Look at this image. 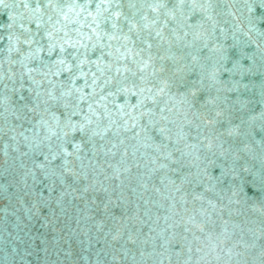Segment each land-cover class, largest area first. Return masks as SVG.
Here are the masks:
<instances>
[{
	"label": "snow or ice",
	"instance_id": "snow-or-ice-1",
	"mask_svg": "<svg viewBox=\"0 0 264 264\" xmlns=\"http://www.w3.org/2000/svg\"><path fill=\"white\" fill-rule=\"evenodd\" d=\"M214 2L14 0L16 7L26 11L9 17L11 23L7 27L18 28V32L0 37V41L8 40V52H15L18 57L12 65L19 64L22 69L19 87L11 66L7 75L13 84L11 91L18 96L12 101L19 105L21 113L16 119L26 118L28 113H35L33 119L39 117L34 128L40 131L31 140L27 136L24 139L29 141V152L42 160H33V168L22 161L20 168L25 169V177L31 176L35 182L34 169H39L44 179L50 181V192L58 191L52 202L67 216L72 202L84 199L90 190L106 192L104 181H119L117 186L123 185L121 177L130 174L133 166L141 167L139 163L130 166L129 156L135 158L141 147L152 148L155 155L150 163L159 164L149 171L166 173L171 169L177 173L176 179L167 174L160 179L163 193L160 188H153L169 201V215L165 219L171 223L164 231L172 230L171 238L165 237L161 245L164 252L158 255L163 256L170 245L178 249L177 257L187 253L190 260L193 251L202 253L206 264H211L208 257L220 260L223 255L232 256L235 245L226 247L231 240L228 226L237 214L232 206L240 204L243 192V186L235 183V165L221 168L220 175L213 176L208 167L201 168L197 163L202 152L205 159L209 158L208 153L217 158L230 154L223 142L218 143L224 135L217 127L223 123V113L209 107L215 100L209 95L197 108L192 99L204 90L196 88L195 83L203 85L205 78L200 77L197 82L189 78L197 71L199 53L208 48L206 30H202L205 23L213 21ZM0 6L8 7L4 0H0ZM211 27L215 30L216 24ZM201 41L204 43L198 47ZM4 76L0 72V88L6 89ZM208 79L215 82L217 72H212ZM3 100L0 96V108L4 106ZM149 131L156 135L150 136ZM236 134L233 130L227 132L228 136ZM131 141L136 143L130 145ZM129 147L134 151L130 152ZM117 156L119 160L114 164ZM239 158L233 156L234 161ZM185 159L190 161L189 165L183 163ZM174 165L196 167L199 171L181 176L180 168H173ZM242 171L253 175V184L264 192V162L259 174L248 167ZM137 182L147 188L143 176ZM98 184L101 188H97ZM3 191L6 187L0 184V192ZM111 203L109 199L108 204ZM108 204L104 206L105 212ZM34 207L26 211L31 213ZM79 211L81 216L76 223L79 226L83 222L87 228V222L94 219L88 214L91 209ZM94 226L98 231L102 228V224ZM109 235L118 242L123 232L117 228ZM128 240L136 243L130 234ZM140 255L143 257L144 253ZM259 256L264 264V248Z\"/></svg>",
	"mask_w": 264,
	"mask_h": 264
},
{
	"label": "water",
	"instance_id": "water-1",
	"mask_svg": "<svg viewBox=\"0 0 264 264\" xmlns=\"http://www.w3.org/2000/svg\"><path fill=\"white\" fill-rule=\"evenodd\" d=\"M4 2L8 7L0 6V37L18 32V28L7 27L11 23L9 17L26 11L23 7H16L14 0ZM212 15L213 21L205 23L202 30H206L208 48L199 53L197 71L189 78L193 82L205 78L203 85L195 83L196 88L204 90L192 99L197 108L209 95L215 100V104L209 107L223 113V123L217 127L224 135L218 143L223 142L224 149L230 154L227 158H217L208 153L209 158L205 159L202 152L197 163L201 168L208 167L213 176H219L221 168L235 165L238 170L235 183L243 186V192L240 204L232 206L237 214L231 217L228 226L231 240L226 247L235 245L232 256L223 255L220 260L206 259H210L211 264H262L259 252L264 248V192L260 191L258 184H253V175L242 169L248 167L259 174L264 162V0H215ZM212 23L216 24L215 30ZM203 43L199 42L198 47ZM8 47L7 39L0 41V64L3 65L0 72L5 74L3 83L8 85L6 89L0 88V96L4 98V106L0 108L3 112L0 116V184L6 187V191L0 192V264H160L161 260L163 264H185V261L206 264L202 253L193 251L189 260L187 253L177 257L178 249L170 245L163 256L158 255L164 252L161 245L165 243V237L171 238L172 230L164 231L171 223L165 219L169 215V201L153 188H160L163 193L160 179L165 174L176 179L177 173L171 169L166 173L165 170L150 172V168L159 164L150 163L155 155L152 148L141 147L135 158L129 156L130 166L139 163L141 167L133 166L130 174L122 176L123 185L118 187L119 181H104L106 192L103 189L90 190L84 199L72 202L67 216L52 202L58 191L50 192V181L44 179L39 169H34L35 182L31 176L25 177V169L20 168V163L26 162L28 168H33V160L37 163L42 160L41 156L29 152V141L24 139L27 136L31 140L35 132L40 131L34 128L39 117L33 119L35 113H28L26 118L16 119L21 113L19 105L12 101L18 96L11 91L13 84L7 75L11 66L19 87L22 69L19 64L12 65V60L18 57L15 52L10 54ZM187 51L196 49H185ZM214 71L218 74L215 82L208 79ZM28 86L25 82V89ZM23 94L28 95L27 91ZM229 130L237 134L228 136ZM192 134H196L194 130ZM149 135L155 136L156 133L149 131ZM129 151L134 149L129 147ZM26 152L29 155H23ZM237 155L240 158L234 161L233 156ZM118 160L119 156L112 162L115 164ZM183 163L189 165L190 161L185 159ZM173 168L180 166L174 165ZM197 171L196 167L185 166L180 168L179 175H194ZM140 176H143L147 188L139 186ZM97 188L101 186L98 184ZM131 188L137 191L133 193ZM109 199L111 204H108ZM105 204H108L107 212L104 211ZM32 205L36 207L31 213L27 212ZM88 208L91 209L88 214L94 219L87 222V228L83 222L78 226L79 210ZM224 217L228 219L227 212ZM94 224H102L101 230L98 231ZM117 228L123 232V237L114 242L109 233ZM177 231L176 239L179 240ZM129 234L136 240L135 244L129 242ZM253 244L255 247H251ZM236 252L242 255L237 256Z\"/></svg>",
	"mask_w": 264,
	"mask_h": 264
}]
</instances>
